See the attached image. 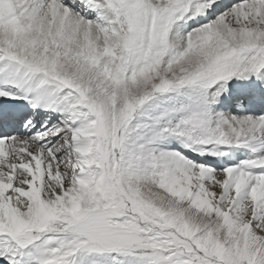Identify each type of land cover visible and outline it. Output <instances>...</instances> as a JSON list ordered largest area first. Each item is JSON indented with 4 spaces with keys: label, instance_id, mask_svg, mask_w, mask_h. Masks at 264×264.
<instances>
[{
    "label": "snow or ice",
    "instance_id": "6c2138e0",
    "mask_svg": "<svg viewBox=\"0 0 264 264\" xmlns=\"http://www.w3.org/2000/svg\"><path fill=\"white\" fill-rule=\"evenodd\" d=\"M0 264H264V0H0Z\"/></svg>",
    "mask_w": 264,
    "mask_h": 264
}]
</instances>
